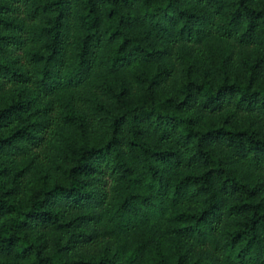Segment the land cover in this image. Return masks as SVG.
Segmentation results:
<instances>
[{
	"label": "trees",
	"instance_id": "1",
	"mask_svg": "<svg viewBox=\"0 0 264 264\" xmlns=\"http://www.w3.org/2000/svg\"><path fill=\"white\" fill-rule=\"evenodd\" d=\"M0 264H264V0H0Z\"/></svg>",
	"mask_w": 264,
	"mask_h": 264
}]
</instances>
